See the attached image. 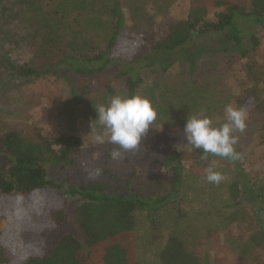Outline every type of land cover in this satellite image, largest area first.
Masks as SVG:
<instances>
[{
    "label": "rangeland",
    "instance_id": "1",
    "mask_svg": "<svg viewBox=\"0 0 264 264\" xmlns=\"http://www.w3.org/2000/svg\"><path fill=\"white\" fill-rule=\"evenodd\" d=\"M207 1L223 2L222 9L226 4L248 5L247 0H118L125 37L161 41L171 25L187 18L190 7ZM111 11L112 0H0V138L11 130L33 141L77 135L82 145L74 155L75 163L58 172V180L66 185L87 184L105 178L108 171L121 184L130 183L149 198L170 195L174 174L166 161L175 151L181 165L178 192L172 194L175 204L153 215L155 225L147 219L148 212L135 215L140 264H159V252L171 231L179 233L186 247L207 257L210 264H264L263 114L245 107L246 128L235 133L234 148L240 158L234 161L213 154L201 159L202 149L187 143L183 133L185 120L192 115L203 113L216 125L224 123L225 106L238 107L244 99L248 65L264 73V26L243 25L259 41L246 57L223 50L220 37L204 34L195 35L189 44L199 49L193 64L176 54L164 72L158 63L138 67L142 84L135 94L152 102L157 118L138 148L124 151L110 142L107 131L95 120V107L113 95L126 94L121 80L112 82V94L92 83L85 99L74 104L63 79L51 74L19 77L6 68L1 56L14 64L36 66L81 51L90 42L96 49L103 48L115 20ZM209 13L207 18L213 20ZM185 89L195 91V101L186 99L180 104L176 94ZM165 100L172 107L161 114L158 109ZM98 135L103 143L97 142ZM114 153L119 155L114 158ZM208 169L222 173L224 180L207 182ZM77 200L68 197L66 222L46 233L45 249L70 231ZM19 226L11 212L0 215V233L9 242L17 237Z\"/></svg>",
    "mask_w": 264,
    "mask_h": 264
},
{
    "label": "trees",
    "instance_id": "2",
    "mask_svg": "<svg viewBox=\"0 0 264 264\" xmlns=\"http://www.w3.org/2000/svg\"><path fill=\"white\" fill-rule=\"evenodd\" d=\"M247 1V6L226 4L223 9L219 1L190 7L187 18L171 25L163 40L147 42L125 37L123 14L118 0H112L115 20L103 48L96 49L90 42L81 51L36 66L14 64L4 54L2 61L22 78L51 74L63 79L74 104L85 99L92 83L112 94V82L121 80L126 94L131 95L142 84L138 67L158 63L164 72L175 62L176 54L188 63L194 62L199 49L189 44L195 35L220 37L223 50L236 51L241 57L255 50L259 41L243 25L264 26V0ZM208 13L214 15L213 20L207 18ZM246 79L245 96L238 108H252L264 116V73L248 65ZM194 93L185 89L176 95L182 104L186 99L195 101ZM161 105V114L172 107L166 100ZM81 145V138L73 134L33 141L11 130L0 138V215L11 212L20 225L11 242L0 233V264H140L135 215L146 211L147 219L155 225L153 215L174 202L181 182L178 154L171 152L166 161L174 174L172 192L149 198L137 193L130 183L121 184L108 171L105 178L87 184L66 185V181L58 180V172L74 165V155ZM69 196L78 198L70 217V231L47 250L45 235L66 222ZM179 235L171 231L166 236L159 264H210L207 257L186 247Z\"/></svg>",
    "mask_w": 264,
    "mask_h": 264
},
{
    "label": "clouds",
    "instance_id": "3",
    "mask_svg": "<svg viewBox=\"0 0 264 264\" xmlns=\"http://www.w3.org/2000/svg\"><path fill=\"white\" fill-rule=\"evenodd\" d=\"M96 118L109 134L110 142L124 151H134L142 137L157 118L152 102L137 94H116L106 104L95 107ZM225 122L219 125L212 118L201 113L186 118L183 133L187 143L196 149H202L201 159L208 154L234 161L240 158L234 145L238 141L236 132H244L247 113L243 108L226 105ZM97 142L103 143V137L97 136ZM114 158L119 153H114ZM205 179L209 183L219 184L224 180L222 173L208 169Z\"/></svg>",
    "mask_w": 264,
    "mask_h": 264
}]
</instances>
